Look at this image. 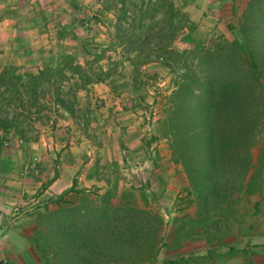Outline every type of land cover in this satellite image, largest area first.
I'll list each match as a JSON object with an SVG mask.
<instances>
[{"label": "rangeland", "instance_id": "1", "mask_svg": "<svg viewBox=\"0 0 264 264\" xmlns=\"http://www.w3.org/2000/svg\"><path fill=\"white\" fill-rule=\"evenodd\" d=\"M181 1L174 0L180 7ZM54 2L61 13L59 17L74 21L77 39L65 38L56 42L52 49H45L48 45H44L35 51L30 61H24L22 54L13 49L0 51V70L15 66L21 72L37 73L50 64L52 54L73 53L84 63L83 45L87 44L96 50V55L87 60L92 62L94 57L98 58L92 70L111 75L104 83L76 92L74 117L57 105L54 92L41 95L37 107L33 108H30L31 99H25L32 113L25 115L23 120L30 125L35 141L21 142L14 134L10 135L0 160V202L10 208L6 213L0 209V264H13L14 251L22 254L20 263L54 264L43 259L36 250L35 234L44 215L58 208L55 200L72 190L75 182L76 190L86 194H89L87 191L103 194L109 188H116L119 196L128 192L132 195L130 202L162 214L164 247L154 264L181 258L188 260V264H264V200L258 216L252 212L259 197L243 201L239 221H234L230 227L231 234L223 240L222 247L209 254L217 246L208 243V235L200 228L189 239L174 237V231L183 226L180 221L175 222L176 218L186 217L189 224L197 212L194 197L187 191L189 180L183 166L177 164L182 166L188 185L175 200L171 197L176 207L173 215L157 209L158 197L153 193L152 198V193L146 192L143 174L150 170L148 164L159 156H172L165 120L170 115L179 83L188 76L198 75L203 79L212 76L206 60L213 57L236 59L241 64L243 56L236 40L242 43L240 30L244 15L248 14L250 25L264 18V0H186L182 9L187 20L184 24H193V32L187 33L184 29L171 53L148 64L141 63L137 58L140 53L133 48L144 49L145 43H154L153 39H147L146 35L139 37V29H130L128 33L137 36L135 47H130L128 42L119 45L113 26L115 14L104 11L99 1ZM133 14L134 9H131L124 28L131 25ZM161 27L169 28L166 23ZM260 39L258 46L263 67L264 38ZM260 74L264 77V71ZM263 153L264 128L259 131L252 149L254 164H259ZM81 197L69 192L65 199L77 204ZM250 225H254L252 232L248 230ZM230 247L240 251L226 256ZM243 249L247 253H242ZM25 251L28 256L23 254Z\"/></svg>", "mask_w": 264, "mask_h": 264}, {"label": "trees", "instance_id": "2", "mask_svg": "<svg viewBox=\"0 0 264 264\" xmlns=\"http://www.w3.org/2000/svg\"><path fill=\"white\" fill-rule=\"evenodd\" d=\"M98 1L104 11L115 14L113 26L119 45L128 42L135 47L137 36L128 33L130 29H139V37L153 39L154 43H145L144 49L133 48L140 53L137 58L143 64L166 57L173 51L180 32L186 29L191 33L194 29L193 24H184L187 20L182 9L186 0L181 1V7L174 0ZM131 9L133 20L124 28ZM249 20L246 13L240 30L242 43L236 40L243 56L241 64L224 57L206 60L212 76L184 78L165 120L172 160L183 166L189 180L187 191L194 197L197 209L195 219L187 221L189 224L186 217L176 218L175 222L180 221L183 226L174 231V237L189 239L200 228L208 235V243L217 246L209 254L222 247L223 240L231 234L230 227L239 221L243 201L258 196L252 212L258 216L264 200V153L257 165L252 158L257 135L264 128V77L260 74L264 66L258 46L260 38H264V18L254 25ZM163 23L169 26L167 30L161 27ZM56 29L59 41L77 39L74 23H57ZM83 49L84 63L73 53L52 54L50 64L37 73L21 72L15 66L0 70V160L10 135L21 142L35 141L30 125L23 120L32 113L25 99H31L33 108L41 95L54 92L57 105L74 117L76 92L110 77V72L92 70L98 58L89 62L87 57L96 55V50L87 44ZM76 185L77 182L72 190L56 197L58 208L44 215L35 234V248L43 259L54 264H154L158 260L164 247V219L160 215L130 202L132 195L128 192L119 196L116 188H109L103 194H86L76 190ZM69 192L82 195L77 204L65 199ZM248 230L252 232L254 225ZM238 251L230 247L226 256ZM241 252L247 253L246 249ZM188 262L181 258L163 264Z\"/></svg>", "mask_w": 264, "mask_h": 264}, {"label": "crops", "instance_id": "3", "mask_svg": "<svg viewBox=\"0 0 264 264\" xmlns=\"http://www.w3.org/2000/svg\"><path fill=\"white\" fill-rule=\"evenodd\" d=\"M54 1L0 0V51L7 52L6 50L13 49L15 53L22 54L24 61H30L36 55L35 51L42 46L48 45L45 49H52L56 42H60L57 37H53L56 34L53 31L57 30L56 24L74 23V21H64L63 17H59L58 15L61 13H58V8L54 7ZM35 63L40 64L41 62L36 61ZM164 155L148 164L150 170L143 174L145 175L146 192L152 193V198H154V194L158 197L157 209H161L162 212L167 210L168 214L173 215L172 211H176L174 200L181 190L186 189L188 183L182 166L175 164L171 154L166 157ZM117 160L118 158H116ZM172 196L174 200L171 199ZM0 209L6 213L10 208L0 202ZM158 215L162 216L160 212ZM23 254L28 256V251ZM12 255L14 257L13 264H28L19 262V256L22 255L20 252L14 251Z\"/></svg>", "mask_w": 264, "mask_h": 264}]
</instances>
